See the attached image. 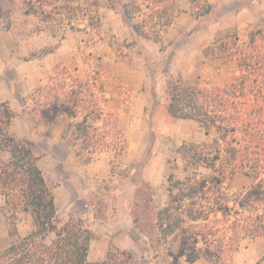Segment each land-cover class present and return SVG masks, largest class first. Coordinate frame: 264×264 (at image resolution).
Here are the masks:
<instances>
[{"label":"rangeland","instance_id":"obj_1","mask_svg":"<svg viewBox=\"0 0 264 264\" xmlns=\"http://www.w3.org/2000/svg\"><path fill=\"white\" fill-rule=\"evenodd\" d=\"M176 1L178 4L180 0L130 1L125 5L128 18H122L117 33L102 21L103 10L97 1L98 5L93 6L91 0H62L56 7L58 16L53 17L56 22L53 31L69 26L83 33L77 45V60L69 55L63 57L41 88L64 83L65 91H68L78 81L90 85L93 79H97L96 86L104 90L106 98L103 120L97 127L105 134L107 147L103 153L92 157L108 159V173L97 178L92 175L78 178L76 172L77 175L73 176L94 217L89 218L90 223L83 221L92 233L88 253L91 263L104 258L110 249L117 248L131 254L132 264H162V259L171 264L167 253L177 252L180 235H171L156 244L154 249L155 215L168 202L170 180L182 179L194 172L198 178L213 174L203 166L188 165L182 147L191 143L204 144L211 153L216 135L206 136L195 122L171 119L167 115L165 83L172 79L207 88L235 84L239 70L230 44L235 42L234 37L238 39L237 43H244L249 34L264 30L263 19L248 24L234 23L230 5L228 11L223 8L212 13L210 3L224 0H181L178 14L171 9ZM105 5L113 6V0H108ZM208 8L209 12L205 13ZM224 40L229 44L227 52L221 43ZM154 42L159 43L161 51L169 48V53H173L171 68H168L170 63L154 56ZM46 93L42 97L35 93V97L30 95L26 100L28 105L24 112L32 129L43 124L33 110L37 109L39 101H44ZM66 123L64 119L42 133L56 135ZM68 149L72 158L67 167L71 172L75 164H88L83 158H76L70 146ZM62 151L65 150L55 147L54 157L58 159L64 154ZM61 168L60 161L53 164L50 159H45L42 170L50 188L62 185L70 175ZM256 182L238 172L224 181L221 192L231 196ZM260 183L264 188V175ZM60 189L55 190L60 219H82L86 207L81 202H70V195L61 194ZM133 203L139 205L136 217L141 232L128 229L133 227ZM215 219L216 223L198 222L195 226L225 230L228 251L221 264H264V234L255 236L240 229H230L233 217L210 215V221ZM95 221H102L105 227L93 228L91 224L94 225ZM30 229L31 219L26 215L19 216V235H25ZM50 239L49 236L47 240ZM9 241L7 225L5 228L0 222V251ZM156 257L159 259L155 260ZM181 264H185L183 259ZM197 264L212 263L201 258Z\"/></svg>","mask_w":264,"mask_h":264},{"label":"trees","instance_id":"obj_2","mask_svg":"<svg viewBox=\"0 0 264 264\" xmlns=\"http://www.w3.org/2000/svg\"><path fill=\"white\" fill-rule=\"evenodd\" d=\"M91 4L98 5L95 0ZM10 11L11 6L5 12L7 16ZM208 12L209 8L205 13ZM132 28L139 33L136 26ZM225 40L221 43L228 50ZM234 41L230 50L239 70L235 84L207 88L172 79L165 83L164 105L168 114L195 122L206 136L216 135L211 153L204 144L182 147L188 165L203 166L213 174L198 178L194 172L170 180L168 202L155 215L154 249L171 235H180L177 252L167 253L171 264H181L182 259L185 264L201 258L212 264L224 261L228 251L225 230L195 226L198 222L216 223L217 219L209 220L210 215L233 217L230 229L255 236L264 234V188L260 183L264 175V30L249 34L244 43H237L236 37ZM97 83V79L90 85L78 81L68 91L60 83L39 88L31 95L47 92L33 111L47 126L66 120L61 138L84 163L107 147L105 134L97 127L103 120L106 102L104 90ZM13 117L14 112L0 104V196L10 238L9 245L0 251V264H132L131 254L117 248L110 249L101 261H88L90 230L81 219H60L37 157L8 131ZM238 172L257 182L231 196L221 192L224 181ZM138 208L134 203L131 215L134 227L140 230ZM21 215L31 219V229L23 236L17 231ZM49 236L51 239L47 240Z\"/></svg>","mask_w":264,"mask_h":264},{"label":"crops","instance_id":"obj_3","mask_svg":"<svg viewBox=\"0 0 264 264\" xmlns=\"http://www.w3.org/2000/svg\"><path fill=\"white\" fill-rule=\"evenodd\" d=\"M96 1L103 10L102 21L109 26L108 28L112 29L113 33H117L122 18H128L125 5L132 0H113L111 7L105 5L108 0ZM61 2L62 0H0V104H6L14 112L8 131L16 140L30 145L33 154L37 157V165L42 171L45 181L46 178L42 170L45 159H50L53 164L60 161L62 163L61 169L71 175L62 185L56 186V188L49 187L56 208L57 194L55 190L62 188L59 192L69 194L70 202H81L83 207H86L81 215V220L90 223L89 218L93 217L92 209L89 202L82 198L81 187L73 178L74 175H77L74 172L78 173V178L80 175L102 177L103 174L108 173L110 161L103 156L94 159L92 157L86 165H73L74 169L71 172L67 165L72 157L68 149L69 146L61 138V132L47 136L46 132H42L47 130L49 126L44 124L32 129L24 112L28 105L26 103L28 96L44 86L49 73L63 57L69 55L71 59L74 57L75 61L77 60V45L81 38L80 34L83 32L72 30L69 26L55 28V31L52 29L56 23L53 17L58 16L56 7ZM180 2L181 0L178 4L177 1L172 4L171 9L174 10L175 14H178ZM210 4L213 6L212 13L223 8H227L228 11L230 5V15H232L234 23H238L237 25L264 20V0H224ZM10 6L11 11L7 16L5 12ZM28 9H30L29 13ZM183 14L186 15L184 11ZM158 44L154 42V56L156 55L160 61L170 63L168 68H171L174 64L173 53H169V48L161 51ZM167 115L174 119L168 112ZM55 147L65 150L62 151L64 154L58 159L53 155ZM133 205L134 203L131 208ZM3 207L4 200L0 196V222H3L6 228L7 220ZM89 213L90 215H87ZM131 223L133 227L128 229H136L133 222ZM91 226L95 229L103 228L105 223L95 221V224H91ZM87 228L89 229V227ZM103 259L101 258L99 261ZM158 259L159 257L155 258V260ZM198 261L193 264H197ZM162 264L168 263L162 259Z\"/></svg>","mask_w":264,"mask_h":264}]
</instances>
